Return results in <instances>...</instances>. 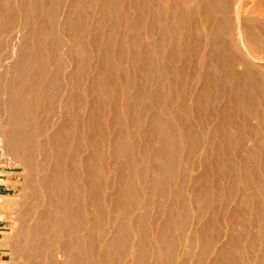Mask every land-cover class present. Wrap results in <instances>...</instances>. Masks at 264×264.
I'll return each mask as SVG.
<instances>
[{"label":"bare ground","instance_id":"obj_1","mask_svg":"<svg viewBox=\"0 0 264 264\" xmlns=\"http://www.w3.org/2000/svg\"><path fill=\"white\" fill-rule=\"evenodd\" d=\"M248 3L0 0V156L22 179L1 264H264Z\"/></svg>","mask_w":264,"mask_h":264},{"label":"rangeland","instance_id":"obj_2","mask_svg":"<svg viewBox=\"0 0 264 264\" xmlns=\"http://www.w3.org/2000/svg\"><path fill=\"white\" fill-rule=\"evenodd\" d=\"M262 7H264V2H261L260 0H249L247 5L248 12H244V16L255 17L264 26V14L253 12L254 8L260 9ZM18 172L19 171L14 168L13 160L10 157L0 156V195L3 197V202L0 204V211L2 212L0 219L4 221L5 226L2 238L0 239V260L5 253V249L1 248V246L4 247L3 240L7 234L12 232L13 222L16 215V198L20 193V181L22 180L21 177L17 175Z\"/></svg>","mask_w":264,"mask_h":264},{"label":"crops","instance_id":"obj_3","mask_svg":"<svg viewBox=\"0 0 264 264\" xmlns=\"http://www.w3.org/2000/svg\"><path fill=\"white\" fill-rule=\"evenodd\" d=\"M2 215V212L0 211V216ZM5 226H4V221L0 219V239L2 238V234L4 232Z\"/></svg>","mask_w":264,"mask_h":264},{"label":"built area","instance_id":"obj_4","mask_svg":"<svg viewBox=\"0 0 264 264\" xmlns=\"http://www.w3.org/2000/svg\"><path fill=\"white\" fill-rule=\"evenodd\" d=\"M3 202V197L0 195V204Z\"/></svg>","mask_w":264,"mask_h":264}]
</instances>
